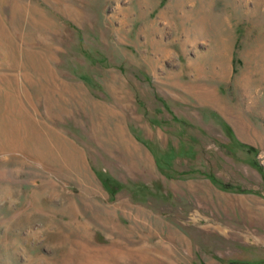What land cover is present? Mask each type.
<instances>
[{
    "label": "rangeland",
    "instance_id": "1",
    "mask_svg": "<svg viewBox=\"0 0 264 264\" xmlns=\"http://www.w3.org/2000/svg\"><path fill=\"white\" fill-rule=\"evenodd\" d=\"M178 1L0 0V264H264V0Z\"/></svg>",
    "mask_w": 264,
    "mask_h": 264
},
{
    "label": "bare ground",
    "instance_id": "2",
    "mask_svg": "<svg viewBox=\"0 0 264 264\" xmlns=\"http://www.w3.org/2000/svg\"><path fill=\"white\" fill-rule=\"evenodd\" d=\"M181 1V0H180ZM180 1H178V3H176V6L174 5V7L175 8H179L180 6H181V4H180ZM203 1V0H202ZM227 1V0H226ZM152 2H153V0H152ZM181 2H183V1H181ZM187 3V2H186ZM148 4V3H147ZM183 4V3H182ZM201 4V3H200ZM193 5H194V3H193ZM204 6L203 7H201V8H198L197 9V13H199L198 14V18H200V19H197V20H195V22L193 23V22H191V20H190V18H188L187 17V15L186 14H183V15H186V18L184 19V25L186 26V27H188V29L190 28V27H197L198 28V32L196 33V32H194L193 33V40H192V35H191V33L190 34H188L189 35V39L188 40H190V41H194V40H197L196 38H199V37H201L202 38V36H206V35H208L209 33H213V34H216L217 35V40H216V42H217V45H216V50H217V54H214V55H217L218 57L217 58H222V60H221V66H220V68H221V71L223 70V68H225V61H224V59H226L227 58V55L226 54H224V48H225V45H228L227 44V42H225L226 40H223V37H222V26L224 25H222V22L220 21V18L219 17H217V16H214L213 14H210V11H209V3H207V2H205L204 4H203ZM183 6V5H182ZM181 6V7H182ZM209 6V7H208ZM173 7H171L170 9H172ZM209 8V9H208ZM176 9V10H177ZM180 9V8H179ZM181 10V9H180ZM174 11V8L172 9V12ZM190 12H192V11H190ZM201 12H202V14H201ZM171 11H167V13H165V15L164 16H166V17H169L171 14ZM172 18V17H171ZM204 19V20H203ZM203 20V21H202ZM187 24V25H186ZM222 26H221V25ZM190 26V27H189ZM183 28V27H182ZM190 30V29H189ZM191 31H192V29H191ZM196 37V38H195ZM200 38V39H201ZM189 42V41H188ZM182 44V43H181ZM166 47V46H165ZM168 48V47H167ZM164 49V48H163ZM220 49H222L223 50V52H221V53H219V51L218 50H220ZM167 50V49H166ZM165 50V51H166ZM252 54H253V56H256V57H258L259 59H260V62H262L261 64H259L258 66L260 67V65H263L264 66V44H261V45H258L257 47H254L253 49H252ZM166 55V54H165ZM225 55V56H224ZM251 61V60H250ZM255 67H257V66H255ZM3 78H4V76L3 77H0V79H2L3 80ZM248 78V77H247ZM4 82H5V79H4ZM246 86V88H247V90L249 89L250 90V86L248 85V84H246L245 85ZM193 88V87H192ZM248 90V92H250ZM22 92V91H21ZM198 93H199V96H200V98L199 99H201V101L202 102H218L219 103V101H218V99L214 96V92L213 91H210V90H208V89H199V91H198ZM216 95V94H215ZM10 97H8V99H9ZM19 98V97H18ZM198 98V97H197ZM33 119V118H32ZM11 128V127H10ZM6 129V128H5ZM5 129H3V133H2V137L0 136V150H2V151H8V152H15V151H17L19 148H20V146H21V142L19 143V139H18V137H17V134L13 131V130H15V129H7V130H5ZM7 131H10V132H7ZM16 131V130H15ZM24 136V135H23ZM33 137L34 136H31V137H29V139H30V142H32V149H35V150H39L40 149V151H41V153H42V155L43 154H46V156H47V161L49 162V161H51L52 160V157H53V159H56L55 158V156H54V154H52L53 152H51L50 154H51V159H49L50 158V156H49V150L51 149V151L53 150V148L50 146V142L48 141L47 142V138L49 137L50 138V136H48L46 139L45 138H42V137H40L39 139L37 138V137H35L34 138V140H32L33 139ZM48 138V139H49ZM51 140V139H50ZM53 145H54V143H53ZM31 149V150H32ZM28 159V158H27ZM62 161V160H61ZM6 190H8V189H6ZM45 191V190H44ZM4 194V193H3ZM10 195H11V193H10ZM6 197H7V195H6ZM31 221V220H30Z\"/></svg>",
    "mask_w": 264,
    "mask_h": 264
}]
</instances>
